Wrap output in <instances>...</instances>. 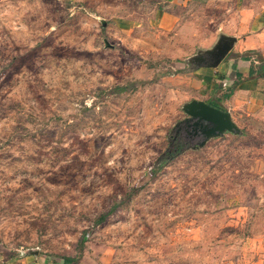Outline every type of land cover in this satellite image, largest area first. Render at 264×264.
<instances>
[{"label": "rangeland", "instance_id": "1", "mask_svg": "<svg viewBox=\"0 0 264 264\" xmlns=\"http://www.w3.org/2000/svg\"><path fill=\"white\" fill-rule=\"evenodd\" d=\"M165 1L0 0V264L264 263V120L177 128L225 16Z\"/></svg>", "mask_w": 264, "mask_h": 264}, {"label": "crops", "instance_id": "2", "mask_svg": "<svg viewBox=\"0 0 264 264\" xmlns=\"http://www.w3.org/2000/svg\"><path fill=\"white\" fill-rule=\"evenodd\" d=\"M201 1L166 0L170 11L159 16L157 27L165 31L178 26L181 29H188V25L192 27L194 24H176L178 19L174 10H183ZM207 2L217 6V12L225 16L224 22L213 25L214 31L210 32L209 37L214 44L210 50L222 36L233 38L235 42L216 67L202 66L193 71L194 85L200 93L195 100L229 112L231 116L243 113L264 120V70L258 68L260 63L264 64V0ZM252 68L255 73L250 76ZM229 89H233L231 95L223 98Z\"/></svg>", "mask_w": 264, "mask_h": 264}, {"label": "water", "instance_id": "3", "mask_svg": "<svg viewBox=\"0 0 264 264\" xmlns=\"http://www.w3.org/2000/svg\"><path fill=\"white\" fill-rule=\"evenodd\" d=\"M234 42L233 38L222 36L211 50L198 54L193 61L197 67H216L230 52ZM184 111L188 117L178 124L177 128L187 138L199 139L196 147L203 145L207 139L218 137L224 132L239 133L229 112L221 111L203 101L189 102Z\"/></svg>", "mask_w": 264, "mask_h": 264}, {"label": "trees", "instance_id": "4", "mask_svg": "<svg viewBox=\"0 0 264 264\" xmlns=\"http://www.w3.org/2000/svg\"><path fill=\"white\" fill-rule=\"evenodd\" d=\"M258 68L264 70V64L260 63ZM254 73H255L254 68H252V70H251V72H250V76L254 75ZM232 90H233V89H232ZM232 90L229 89V90H228L229 93H226L225 96H224L223 98H228V97L231 95ZM209 105H210V104H209ZM213 107H214V106H213ZM215 108H217V107H215ZM217 109H218V108H217ZM219 110H220V109H219ZM167 160H169V159H167L166 157L160 159V163H159L160 166H159V167L161 168V167L167 162ZM104 218H105V216L103 215V216L100 218L99 221H102ZM74 261H75V260H73V259H71V258H64V259H63V263H64V264H72Z\"/></svg>", "mask_w": 264, "mask_h": 264}]
</instances>
